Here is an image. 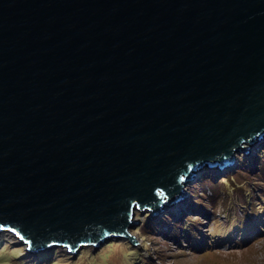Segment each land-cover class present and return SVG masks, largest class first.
<instances>
[{"label":"water","instance_id":"1","mask_svg":"<svg viewBox=\"0 0 264 264\" xmlns=\"http://www.w3.org/2000/svg\"><path fill=\"white\" fill-rule=\"evenodd\" d=\"M263 136L264 0H0V231L32 250L133 243Z\"/></svg>","mask_w":264,"mask_h":264},{"label":"rangeland","instance_id":"2","mask_svg":"<svg viewBox=\"0 0 264 264\" xmlns=\"http://www.w3.org/2000/svg\"><path fill=\"white\" fill-rule=\"evenodd\" d=\"M243 145L230 164L196 169L173 205L133 209V243L115 234L35 251L5 229L0 264H264V136Z\"/></svg>","mask_w":264,"mask_h":264},{"label":"snow or ice","instance_id":"3","mask_svg":"<svg viewBox=\"0 0 264 264\" xmlns=\"http://www.w3.org/2000/svg\"><path fill=\"white\" fill-rule=\"evenodd\" d=\"M181 179H183V177H181ZM13 232H15V229H12ZM17 235H19V233H17ZM21 239H23V237H20Z\"/></svg>","mask_w":264,"mask_h":264},{"label":"bare ground","instance_id":"4","mask_svg":"<svg viewBox=\"0 0 264 264\" xmlns=\"http://www.w3.org/2000/svg\"><path fill=\"white\" fill-rule=\"evenodd\" d=\"M179 199H180V198H179ZM179 199H178V200H179ZM176 202H177V201H176ZM172 205H173V204H172ZM172 205H171V206H172ZM203 242L205 243V240H204ZM202 244H203V243H202Z\"/></svg>","mask_w":264,"mask_h":264},{"label":"clouds","instance_id":"5","mask_svg":"<svg viewBox=\"0 0 264 264\" xmlns=\"http://www.w3.org/2000/svg\"><path fill=\"white\" fill-rule=\"evenodd\" d=\"M232 162V161H231ZM231 162H229L228 164H230ZM198 169V168H197Z\"/></svg>","mask_w":264,"mask_h":264}]
</instances>
